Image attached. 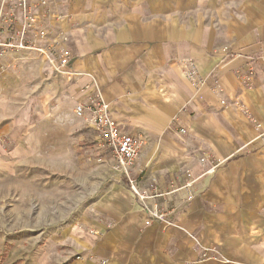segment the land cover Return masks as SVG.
Segmentation results:
<instances>
[{
    "label": "crops",
    "instance_id": "obj_1",
    "mask_svg": "<svg viewBox=\"0 0 264 264\" xmlns=\"http://www.w3.org/2000/svg\"><path fill=\"white\" fill-rule=\"evenodd\" d=\"M60 2L77 89L98 90L121 131L146 140L142 186L196 181L195 199L181 204L177 194L174 225L163 229L144 225L114 179L91 206L97 216L72 231L83 258L70 264H264V0ZM188 60L202 85L184 75ZM250 63L256 75L246 83L238 73ZM197 146L226 161L214 177L188 151ZM206 249L218 259L202 261Z\"/></svg>",
    "mask_w": 264,
    "mask_h": 264
},
{
    "label": "rangeland",
    "instance_id": "obj_2",
    "mask_svg": "<svg viewBox=\"0 0 264 264\" xmlns=\"http://www.w3.org/2000/svg\"><path fill=\"white\" fill-rule=\"evenodd\" d=\"M85 97L31 53L0 58V264L83 258L72 231L114 180L110 153L75 113Z\"/></svg>",
    "mask_w": 264,
    "mask_h": 264
},
{
    "label": "built area",
    "instance_id": "obj_3",
    "mask_svg": "<svg viewBox=\"0 0 264 264\" xmlns=\"http://www.w3.org/2000/svg\"><path fill=\"white\" fill-rule=\"evenodd\" d=\"M60 8V0H0V58L31 53L52 66L59 74L73 80L76 73L71 70L70 52L63 47L66 39L60 28L64 18ZM224 51L229 52L230 49L225 48ZM258 60L264 65V57ZM180 67L196 86L202 85L193 61H183ZM238 75L242 81L249 83L255 77L256 69L250 63L248 69H241ZM226 104V101H221L222 106ZM75 113L89 123L97 136L99 148L110 153L114 179L127 187L134 201L147 215L144 225L148 227L159 223L163 229L173 226V216L177 211L172 207L174 197L183 192L185 197L181 204L192 202L195 199L196 181L188 174L183 185L169 190H163L159 185L151 189L143 187V175L137 172V163L146 140L142 135L121 131L98 90L92 91L80 101ZM256 127L259 128V125L256 124ZM168 131L182 137L188 134L187 129L173 125ZM188 151L204 168V177H214L226 164V161L216 158L212 151L203 146L192 147ZM209 259L217 260V252L206 249L202 261Z\"/></svg>",
    "mask_w": 264,
    "mask_h": 264
}]
</instances>
